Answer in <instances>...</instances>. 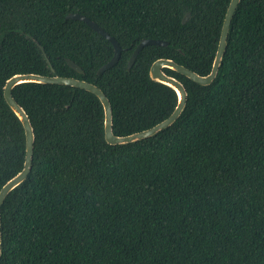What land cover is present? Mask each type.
<instances>
[{
  "label": "trees",
  "instance_id": "obj_1",
  "mask_svg": "<svg viewBox=\"0 0 264 264\" xmlns=\"http://www.w3.org/2000/svg\"><path fill=\"white\" fill-rule=\"evenodd\" d=\"M228 3L0 0V188L24 160L23 128L3 98L7 78L86 80L107 96L115 135L149 128L176 104L170 87L150 80V64L170 58L207 74ZM69 13L116 39L121 52L112 67L97 74L113 47L84 22L66 19ZM143 38L168 44L145 45L127 70ZM164 71L186 89L183 111L127 144L105 142L92 93L13 87L34 144L30 172L0 206V264H264V0H240L209 85Z\"/></svg>",
  "mask_w": 264,
  "mask_h": 264
},
{
  "label": "water",
  "instance_id": "obj_2",
  "mask_svg": "<svg viewBox=\"0 0 264 264\" xmlns=\"http://www.w3.org/2000/svg\"><path fill=\"white\" fill-rule=\"evenodd\" d=\"M240 0H229V3L226 7L225 14L222 19V24L218 36L217 46L214 52L212 64L210 71L205 75H200L195 71L187 68L182 64L176 63L174 60L170 58H157L155 59L149 66L148 76L150 80L154 82L161 83L165 86L170 87L176 95V104L171 111V113L158 123L153 126L136 131L127 135H115L113 133L112 128V109L110 102L103 92L101 88L97 85L88 82L83 79H78L75 77L69 76H60V75H42L37 73H16L11 75L9 78L5 80L3 85V98L8 105V107L12 110V112L16 115L18 120L21 123L24 132V160L23 166L19 172H17L14 176L9 178L0 188V206L7 196V194L12 191L15 187L21 184L27 177L28 173L32 167V155H33V144H34V132L30 120L24 111V109L16 102V100L12 96V89L15 85L20 83H41V84H58V85H68L74 88L83 89L87 92L92 93L99 100L102 110H103V137L106 143L115 145V144H127L131 142H135L137 140L147 138L153 136L161 129H164L170 126L181 114L183 111L186 100H187V92L182 84L177 78L165 73L164 69H169L176 73H179L191 81L200 84V85H209L216 77L219 66L222 63L223 56L225 53V49L227 46V36L229 32V27L231 23V19L235 13V10L239 4ZM189 16V12H186L182 18V22L184 23ZM66 19L78 20L84 22L91 29L97 32L99 35L108 40L113 47V54L109 61L101 65L97 74L107 70L112 67L119 59L121 47L119 46L116 39L109 35L103 28L98 26L95 22L90 20L85 15L79 13H69L65 17ZM168 42L160 39H152V38H143L139 40L135 48L133 49L127 64L126 69L129 70L132 66L138 52L145 45H167ZM40 49L43 48L40 46ZM43 57L46 60L47 67L53 72V68L47 59L45 53L43 52ZM66 63L70 68H72L77 73H82L81 68L74 63L70 59H66ZM1 226V220H0ZM0 255H1V231H0Z\"/></svg>",
  "mask_w": 264,
  "mask_h": 264
}]
</instances>
